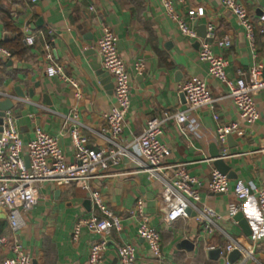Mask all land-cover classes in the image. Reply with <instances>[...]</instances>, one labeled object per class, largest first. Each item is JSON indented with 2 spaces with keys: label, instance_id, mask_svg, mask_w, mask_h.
<instances>
[{
  "label": "crops",
  "instance_id": "0c3cea01",
  "mask_svg": "<svg viewBox=\"0 0 264 264\" xmlns=\"http://www.w3.org/2000/svg\"><path fill=\"white\" fill-rule=\"evenodd\" d=\"M239 2L256 21L264 13V0ZM184 8L205 11L195 24L198 39L183 37L177 25L165 16L159 0H0V45L13 54L11 59L0 58V92L30 101L13 103L12 109L25 147L37 128L53 136L60 134L64 116L74 110L85 126L82 133L88 138L89 147L99 149L104 145L94 132L105 128V116L115 104L114 80L103 70L98 54L105 27L118 37L119 54L130 68L131 106L123 144L133 143L149 120L186 111L181 87L189 80L205 81L215 99L213 109L192 113L198 130L192 131L188 124L180 126L174 119L167 120L162 143L171 151L166 164L185 165L184 169L202 182L199 205L214 209L222 217L219 231L205 234L193 215L169 224L162 184L124 159L106 177L91 182L90 191L77 184H43L38 205L24 213L26 227L17 234L18 241L38 264H87L91 246L102 236L83 228L79 240L74 241L73 233L79 220L100 215L93 204V190L100 191L107 208L123 220L122 231L105 235L108 243L102 264H119V248L127 243L137 249L135 264H157L138 235V200L144 203L150 225L160 231L166 264H227L230 254L214 255L211 248H224L229 238L253 252V259L244 260L241 255L231 264H264V220L256 199L244 202L240 211L249 224L248 233L228 217V205L236 200L233 190L223 195L208 189L211 174L217 170L211 156L216 148L229 155L224 161L231 170L228 177L232 185L241 179L264 188V91L255 95L260 119L247 124L228 97V88L212 79L208 64L199 60L208 24L215 26L218 39L228 36L232 41L229 49L212 44L213 52L227 61L225 70L231 80L264 66V38L257 32L252 47L245 30L219 0H187ZM31 36L35 42L29 46L27 38ZM46 45L51 47V59L46 58ZM139 60L145 66L142 74L134 71ZM51 65L61 67L66 77L78 83V90L61 77L50 78L47 68ZM31 92L37 101L30 97ZM215 114L219 122L214 120ZM230 123H238L244 135H233L231 142L221 145L216 140L217 126ZM61 143L66 160L73 162L70 136H62ZM0 234L7 240L0 245V264H4L12 256L13 234L2 210Z\"/></svg>",
  "mask_w": 264,
  "mask_h": 264
},
{
  "label": "built area",
  "instance_id": "2783aa9c",
  "mask_svg": "<svg viewBox=\"0 0 264 264\" xmlns=\"http://www.w3.org/2000/svg\"><path fill=\"white\" fill-rule=\"evenodd\" d=\"M37 0H33L36 2ZM165 16L174 22L181 35L189 40L198 39L195 24L205 16L202 8H184L187 0H159ZM221 6L233 14L238 24L245 30L246 38L252 47H255L257 32L264 38V13L254 20L246 7L239 0H219ZM183 8V9H182ZM95 11L94 7L90 8ZM258 25V26H257ZM34 38L28 37L29 46L34 45ZM118 37L109 28L103 29V36L98 42V54L103 70L114 80V106L105 116L106 126L94 132L103 141L99 149L89 147L88 138L83 135L85 128L78 120L77 111L64 116L63 131L50 135L41 128H37L34 138L24 146L20 136L16 118L12 110L5 113L4 131L0 141V210L6 213L9 228L13 234L12 256L4 260V264H33V258L26 251L23 243L18 241L17 234L26 227L24 213L32 211L39 203L40 190L45 183H55L58 186L77 184L84 190H91V182L106 177L113 167L121 165L128 159L147 173L152 179L162 184V200L168 206L166 221L173 224L181 219H193L202 227L203 232L213 235L219 231V222L222 217L212 208L201 203L199 178L191 176L185 165H168L166 159L171 155L170 149L162 143L163 127L167 120L174 119L180 126L188 124L192 131L199 129L196 117L192 113L204 109H213L215 99L208 84L199 79L187 81L181 87L185 93L187 110L174 116L165 114L162 120H149L144 132L131 144H123L122 134L125 128L126 116L131 106V75L130 68L118 51ZM215 43L220 49H229L231 39L226 36L218 39L216 28L212 24L207 26L206 37L201 40L199 60L209 66V75L228 88V97L232 99L238 110L241 120L253 124L260 119L255 95L264 91V66L260 65L243 74L236 80L229 79L225 67L227 61L217 56L212 50ZM47 59H51V47H45ZM12 52L0 45V58L11 59ZM144 63L139 60L134 65V71L142 74ZM50 78L61 77L78 90V83L66 77L61 67L51 65L47 68ZM11 100L13 103H30L28 99L0 92V101ZM214 120L219 122L218 115ZM68 134L74 148V161L66 160L62 148L61 138ZM242 137L243 129L238 123L218 125L216 140L226 145L229 136ZM134 148V151L131 149ZM26 158L29 159V166ZM222 158H229L226 151ZM177 168L174 173L171 171ZM208 189L215 194H228L232 189L235 201L228 205V217L234 220L240 213L244 202L255 198L264 220V188L248 184L244 180H237L232 185L227 175L214 170ZM94 206L100 215H91L79 220L75 225L73 240L78 241L83 228L89 232L102 236V239L90 248L87 264H102L103 254L107 247L108 236L113 230L120 232L123 229V220L114 215L105 205L98 190L91 191ZM136 211L139 218L138 235L147 244L157 264H166L162 251L160 231L151 226L146 217L144 203L138 200ZM7 240L0 234V245ZM214 250L215 248H211ZM221 256H227L234 251L240 252L244 260L253 259V252L245 249L239 241L229 238V243L220 249ZM119 264H135L137 249L132 244H125L119 248ZM227 264H231L227 261Z\"/></svg>",
  "mask_w": 264,
  "mask_h": 264
},
{
  "label": "water",
  "instance_id": "95a60500",
  "mask_svg": "<svg viewBox=\"0 0 264 264\" xmlns=\"http://www.w3.org/2000/svg\"><path fill=\"white\" fill-rule=\"evenodd\" d=\"M263 77H264V73H263ZM30 97L32 99H34L35 101H37V98H34L33 96V92L30 93ZM183 98L184 100L186 99L185 97V93H183ZM14 108V104L11 100H5V101H0V141L2 140V134L4 131V117H5V113L9 110H12ZM232 137L229 136L228 137V141L231 142ZM212 148H216L215 145H213ZM212 159L214 161V166L215 168L223 175H227L230 176L231 175V170L230 168L226 165L224 159L222 158V154L219 152V150L216 148V150L214 149V151H212ZM27 161V165L29 166V159L26 158ZM194 216V214H193ZM235 221H237L241 226H243L244 230L248 233L251 232L250 228H249V224L248 222L243 218L242 214H238L235 219ZM221 252L220 249H215L213 250L211 253L212 254H219ZM241 254L238 251H234L229 255V261L230 263H233L236 259L240 258ZM33 264H38L37 260H33Z\"/></svg>",
  "mask_w": 264,
  "mask_h": 264
}]
</instances>
